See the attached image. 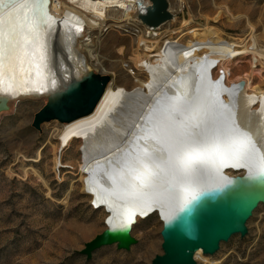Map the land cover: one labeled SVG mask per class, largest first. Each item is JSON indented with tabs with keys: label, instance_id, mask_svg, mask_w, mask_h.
Returning <instances> with one entry per match:
<instances>
[{
	"label": "rangeland",
	"instance_id": "1",
	"mask_svg": "<svg viewBox=\"0 0 264 264\" xmlns=\"http://www.w3.org/2000/svg\"><path fill=\"white\" fill-rule=\"evenodd\" d=\"M63 2L64 13L72 11L84 20L85 35L79 49L94 72L109 75L114 86L128 91L139 89L148 74L136 65L134 57L159 59L162 42L173 38L190 43V62L178 71L200 87L186 86L185 98L204 94L210 101L217 98L229 107L236 100L231 88L241 84L238 92L246 101V115L264 114V0H169L173 18L148 32L136 16V6L134 16L126 22L108 19L93 26L77 7L78 2ZM113 4L107 2L103 7L105 18L116 9L108 7ZM84 38H90L89 45ZM232 47L240 53L224 64L211 58ZM194 65L203 67L192 78ZM223 68L229 69L230 75ZM247 80L260 93L247 89ZM216 87L218 93L213 91ZM45 103L46 97L22 98L0 110V264H150L156 254H162L163 220L157 210L136 216L131 234L137 243L129 250L107 245L95 250L89 260L77 252L105 229L104 210L111 207L94 196L95 189L89 185L91 171L85 163L97 147L72 141L65 149L60 148L57 137L63 123L58 120L42 123L40 130L32 127L34 114ZM242 162L213 169L229 166L225 173H244L249 179L246 155ZM204 166L206 171L212 170ZM239 167L245 171L232 170ZM88 188L93 190L91 195L85 193ZM149 190L155 194L152 188ZM246 225L245 236L232 235L214 254L198 250L194 254L196 263L264 264V202L254 209Z\"/></svg>",
	"mask_w": 264,
	"mask_h": 264
},
{
	"label": "bare ground",
	"instance_id": "2",
	"mask_svg": "<svg viewBox=\"0 0 264 264\" xmlns=\"http://www.w3.org/2000/svg\"><path fill=\"white\" fill-rule=\"evenodd\" d=\"M53 1L52 8L48 0H0V97L8 103L53 95L70 81L94 72L92 63L79 49L85 35L84 20L72 11L64 13V0ZM67 1L78 2L77 7L88 15V23L93 26L108 19L126 22L134 16L135 6L138 16L146 12L149 4L147 0ZM107 2H113L108 7L116 9L105 18L103 7ZM89 39H83L86 46ZM234 47L211 58L224 64L240 53ZM159 49L162 55L155 54L161 55L159 59L134 57L136 65L149 77L139 89L128 91L109 83L93 112L63 123L57 137L62 149L72 141L97 147L85 163L91 171L89 185L95 189L94 196L116 210L110 218L113 223H124L134 212L143 215L142 209L153 202L166 221L188 198L212 192L222 184L218 176L213 182L208 177L218 171L213 168L228 162L239 164L245 155L252 167L246 165L251 171L248 189L264 193V114L246 115V101L238 92L241 84L231 88L236 100L229 107L217 98L210 101L204 94L185 98L186 86L200 90L178 71L190 62V43L168 38ZM163 61L166 65H162ZM201 67L194 65L192 78ZM223 70L230 75L229 69ZM246 86L255 93L258 90L248 80ZM213 91L218 93L220 89ZM166 117L171 120L165 122ZM161 127L172 132L171 139L158 131ZM149 135L156 139L145 138ZM132 153L143 164L136 158L133 162L126 160ZM117 161L121 163L115 169L103 168V164ZM204 164L212 170L206 171ZM93 174L99 177L92 180ZM150 188L155 194L150 193Z\"/></svg>",
	"mask_w": 264,
	"mask_h": 264
},
{
	"label": "water",
	"instance_id": "3",
	"mask_svg": "<svg viewBox=\"0 0 264 264\" xmlns=\"http://www.w3.org/2000/svg\"><path fill=\"white\" fill-rule=\"evenodd\" d=\"M148 1L146 12L138 15L142 24L156 29L173 18L169 0ZM110 79L107 74L89 71L80 79L70 81L64 89L46 97V103L34 114L32 127L40 130L44 122L58 120L67 123L90 114L99 103ZM7 106L8 100L0 97V110L6 109ZM135 158L136 154L132 153L126 160L133 162ZM119 163L121 162H108L103 164V168L113 170ZM228 169L229 166H225L215 175L209 174L212 182L217 176L222 180V184L212 187L214 189L212 192L195 194L186 200L176 214L166 221L163 220L160 230L162 254H156L150 264H197L194 254L198 250L203 254L212 255L219 249L220 243L228 241L232 235L239 234L240 237L246 235L248 232L246 222L254 209L264 202V193H254V190L250 192L244 173L229 175L225 173ZM232 170L245 171L243 167ZM96 175L98 174L92 175L94 176L92 180L99 177ZM85 193L91 195L88 190H85ZM113 210L116 212L112 206L111 209L105 208L107 214L104 219L105 229L77 250L87 260L92 257L95 250L103 246L114 244L117 249L129 250L131 245L137 243L131 229L139 212L129 215L124 223H113L110 220ZM142 210L145 211V215L157 210L162 220L157 206H147Z\"/></svg>",
	"mask_w": 264,
	"mask_h": 264
},
{
	"label": "snow or ice",
	"instance_id": "4",
	"mask_svg": "<svg viewBox=\"0 0 264 264\" xmlns=\"http://www.w3.org/2000/svg\"><path fill=\"white\" fill-rule=\"evenodd\" d=\"M173 111H176L175 107H173ZM171 120V117H166L165 118V122H168ZM169 127H172L171 125H169ZM199 127V126H197ZM158 131L162 134V135H165L167 136L169 139L172 138V132H166L165 129L163 127H161L160 129H158ZM145 138H150V139H153L155 140L156 139V136L155 135H149L148 137H145ZM145 155H149L150 158H152L154 161H155V158L154 157H151V154L150 153H147L145 152ZM137 162L143 164V161H139V158L137 157ZM145 167H147V165H144Z\"/></svg>",
	"mask_w": 264,
	"mask_h": 264
},
{
	"label": "built area",
	"instance_id": "5",
	"mask_svg": "<svg viewBox=\"0 0 264 264\" xmlns=\"http://www.w3.org/2000/svg\"><path fill=\"white\" fill-rule=\"evenodd\" d=\"M52 3H53V1L51 0V4H52ZM146 27H147V26H146ZM147 29H148L147 32H148L149 30H150V31H151V30H155V29H152V28H149V27H147Z\"/></svg>",
	"mask_w": 264,
	"mask_h": 264
},
{
	"label": "clouds",
	"instance_id": "6",
	"mask_svg": "<svg viewBox=\"0 0 264 264\" xmlns=\"http://www.w3.org/2000/svg\"><path fill=\"white\" fill-rule=\"evenodd\" d=\"M48 3L50 4V1L48 0Z\"/></svg>",
	"mask_w": 264,
	"mask_h": 264
}]
</instances>
